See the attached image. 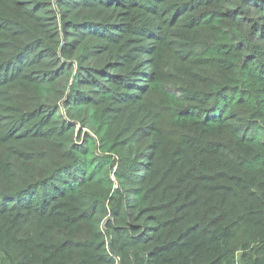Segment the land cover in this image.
Masks as SVG:
<instances>
[{
    "label": "trees",
    "instance_id": "obj_1",
    "mask_svg": "<svg viewBox=\"0 0 264 264\" xmlns=\"http://www.w3.org/2000/svg\"><path fill=\"white\" fill-rule=\"evenodd\" d=\"M0 264H264V0H0Z\"/></svg>",
    "mask_w": 264,
    "mask_h": 264
},
{
    "label": "water",
    "instance_id": "obj_2",
    "mask_svg": "<svg viewBox=\"0 0 264 264\" xmlns=\"http://www.w3.org/2000/svg\"><path fill=\"white\" fill-rule=\"evenodd\" d=\"M110 248L112 247V244H110V246H109Z\"/></svg>",
    "mask_w": 264,
    "mask_h": 264
}]
</instances>
